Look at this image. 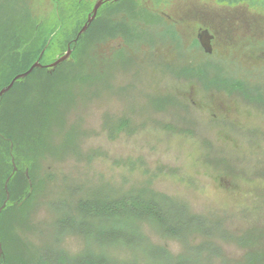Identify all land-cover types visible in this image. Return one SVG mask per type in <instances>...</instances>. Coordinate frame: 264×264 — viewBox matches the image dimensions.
Returning <instances> with one entry per match:
<instances>
[{
    "label": "rangeland",
    "instance_id": "obj_1",
    "mask_svg": "<svg viewBox=\"0 0 264 264\" xmlns=\"http://www.w3.org/2000/svg\"><path fill=\"white\" fill-rule=\"evenodd\" d=\"M177 2L184 4L181 0H151L147 4H142L141 0H121L102 6L99 20L106 25L110 20L112 28L116 30L96 35L93 49H83L86 50L85 53L88 52V55L85 54L87 60L92 61L93 58L102 56L98 63L104 67L107 75L98 77L89 87L80 85L79 92L62 96L63 100L62 97L53 100L57 109L61 107L62 110L51 111L50 120H59L58 123L47 129L44 121L39 124V132L34 137L37 143L34 151L39 150L45 155L41 154L35 161L37 169L32 200L20 209L14 208L12 214L15 215L8 221L11 224L9 228V223L5 226V231L1 230L3 226L0 228L1 241L4 243L5 237L9 239L5 241L6 254L14 253L15 247H23L25 255L29 252L26 255L29 261L39 248L54 249L56 245L70 259H77L82 254L96 258L100 254H107L117 264H122L131 260L133 255L134 258L141 257V252L143 249L148 250L147 248H107V244L98 245L99 242L93 238L61 229L58 223L63 213L70 212L62 204L70 188H87L80 193L76 191L78 195L73 197V205L86 198L92 188L99 189V194L103 197H131L136 191L130 192L139 190L141 186L140 189L148 190L151 196L154 194L166 198L169 208L172 205H177L178 208L186 205L190 213L206 215L211 221H225L221 224L227 230L229 226L226 223L231 219L229 230L238 235H243L250 229L254 232L249 243L252 249L249 244L237 243L234 238L223 236L224 240H218V248L207 245V251L205 239L198 232L192 233L186 236L189 240H182L190 245H187L188 253L190 249L196 252V248H204L189 257L184 243L161 235L157 228L153 229L148 223L143 224L141 232L153 246L167 251L169 264L183 257L185 261L182 264H246L245 255L251 254L249 258H254L252 251L257 256L255 259H259L254 264H264V254L260 255L264 252V189L249 192L243 189L242 193L236 187L239 185L237 171L243 167V155L240 157L237 151L246 143L238 146L237 142L227 141L228 138L238 139V132L232 129L230 123H225H264L262 105L255 101V97L264 94V71H252L245 64L240 65L234 47L220 48L214 54L212 48L211 53L206 52L204 55V48L195 50L189 46V39H186L189 35L186 34L184 39L166 16L156 11L161 9L160 5L162 8L177 7ZM211 2L216 3L217 0ZM198 3L203 2L199 0ZM13 4L15 0H0V32L18 28H13V21L8 18L14 10ZM52 4L48 0L46 5V9L52 8L51 17L55 11ZM61 4L64 9L61 16L56 10L57 22L52 24L55 21L52 19L51 24L44 27L45 31L55 25V34L63 33L79 25L83 9L78 11L77 19L72 21L69 20V15L77 3L75 0H63ZM16 6L19 7V4L16 3ZM112 7L115 9H111ZM37 14L39 12L32 17L24 15L31 22L25 36L33 33ZM167 15H173L172 9L167 11ZM44 17L48 19L50 15L45 14ZM91 36L92 34L87 36V42ZM20 42L18 38L17 43ZM4 43L0 40V45ZM60 52L48 53L45 62L52 64L50 60L55 59ZM260 53L263 54L261 50H257L248 56L258 59L262 57ZM209 63H212L210 66L215 71L212 73L219 76L217 80H208L211 75ZM216 65L221 68V72L214 70L213 66ZM108 66H112L111 74L106 70ZM90 68L88 65L87 70ZM9 69L12 70L8 67V71ZM197 71L205 73V76H199ZM93 72L89 71L88 76H93ZM23 73L25 72L16 76ZM73 73L75 72L68 77L72 81L79 77ZM37 78L38 75L30 76L28 81L35 83ZM57 80L62 83L61 78ZM222 80L226 85H222ZM238 80L245 83L242 88H238ZM4 81L1 80V83ZM72 85L73 83L65 85L64 91L69 93ZM251 100L255 102V107H252ZM244 101H249L250 105L242 104ZM239 106L244 109L242 115L241 112H236ZM12 111L16 112L18 109ZM122 120L126 123L130 121V127L124 129ZM70 124L78 130L80 138L83 137L78 147L77 144L71 145L70 136H66L67 131L63 130V136L58 137V128H65ZM12 128L14 127L8 124L7 130ZM251 132L246 136L257 140L258 137L251 135ZM258 140L261 144L264 142ZM52 144L57 148H53ZM32 145L33 142L28 147L32 148ZM249 146L247 142V149ZM260 153L264 156V146ZM25 161L27 160L23 159L22 162ZM243 164L245 171L260 168H257L254 160ZM261 167L264 170V158ZM4 168L0 152V201L4 188ZM254 179L256 183V179L261 181L260 178ZM19 238L22 244L24 242L23 245L18 244ZM215 240L214 237L210 242ZM201 251L205 254L202 255ZM252 260L247 264H253ZM135 261L137 262L136 259Z\"/></svg>",
    "mask_w": 264,
    "mask_h": 264
},
{
    "label": "trees",
    "instance_id": "obj_2",
    "mask_svg": "<svg viewBox=\"0 0 264 264\" xmlns=\"http://www.w3.org/2000/svg\"><path fill=\"white\" fill-rule=\"evenodd\" d=\"M50 1L53 2L52 5L55 11L57 10V13L61 16V12L64 10L61 4L63 0ZM79 1L80 0L77 2L75 0L77 3L75 5L76 7L72 8L69 15V20H76L78 11L83 9L81 21L73 30L68 29L63 33L58 32L55 34V25H53L48 31L44 30V27L50 25L51 20H55L57 17L55 11L54 15L51 17L52 8L49 7L46 9L48 0H15V4H13L14 10H12V15H9L8 18L9 21H13L12 27L18 28L11 31L5 30V32H0V40L5 42L0 45V91L7 87L18 73L28 71L36 61H40L44 65L50 63L45 62L48 53L50 54L52 51L58 50L61 51L55 59L50 60L51 62H54L59 56L63 55L68 50L69 46L73 50L71 58L59 66L53 71V73H50L47 68L35 69L26 79L17 81L14 87L2 98L0 106V152L3 156L5 167L3 169V185H5L6 180L11 177L9 182L11 199L0 217V227L3 226L2 230H4L5 226L9 223L8 221H10L13 215H15L12 214L14 213V208L20 209L22 206L24 207L32 200V197L35 194V192H33L35 191L33 189L35 187L34 184L36 182L35 175L37 169L35 161L38 160L41 154H45L39 150L34 151V148L37 145L36 141H34V137L38 134L40 129L39 124H42V121H44L45 129L53 127L52 124L54 123H58L59 120H50L51 111L62 110L61 107H58L57 109L54 101L62 96L75 94L76 92H79L78 89L80 85L89 87L91 83H94L95 79L107 75L106 72L104 73V67L98 63L99 58L102 56L98 59L93 58L92 61L87 60L86 55H88V52L85 53L86 50L83 48L88 47V49L90 48L92 50L93 41L96 35L100 36L103 33L107 34L110 30L115 32L116 29L112 28L110 20H108V25H106L105 22L101 23V20H99L102 11L101 8L96 20L90 25L88 31L76 40L79 31L87 22L88 15L92 12L96 0H84L83 2H81V0L80 3ZM112 1L113 0H110V2L106 1V3H111ZM233 1L237 3V0H217L216 3L235 4ZM16 3L19 4V7L16 6ZM177 4V7L170 8L172 11H178V13H175V16L173 15L174 21L171 23L179 28V26L187 25L191 17H189V14L184 11L186 10V7L182 3L177 2ZM82 6L84 8H81ZM159 7L162 6L160 5ZM111 9L115 8L112 7ZM73 11L74 13H72ZM36 12H39V14H37L35 18L37 21H34L36 23L35 27L33 26L34 31L32 34L25 36L26 30L31 22L24 17V15H31L32 17ZM45 14L48 16L50 15V17H48V19L45 18ZM55 22L57 21L55 20L52 24H55ZM25 26L27 27L23 28ZM78 28L79 30L77 31ZM88 33L90 35L92 34L91 38L88 40L90 43L87 42ZM18 38L21 41L19 44L17 43ZM229 46L234 47L233 45H223L220 43L219 48L226 49ZM88 65L91 66L90 70H87ZM8 67L12 68V70L9 69L8 71ZM110 69H112V66L106 67L108 74H111ZM91 70L94 71L93 76L95 78L93 76H88V72ZM191 71L193 70H190V72ZM72 72H75L79 76L76 80L73 79L74 81H72L71 77L68 78L71 76ZM197 74L199 76H205V73L200 71H197ZM33 75H38L35 83L28 81L29 77ZM60 78L62 83H59L57 80ZM1 80L5 81L1 83ZM208 80L211 81V77H208ZM83 82L86 85H84ZM71 83H73V85L71 86L70 92H65V85ZM221 83L224 85L225 81L222 80ZM236 84L238 85V88H242L245 83H241L238 80ZM61 87L64 88L61 89ZM61 99L63 100V97ZM13 109H18V111H12ZM77 121L79 123L81 122L79 119H77ZM8 124H11L14 128L7 130ZM130 125V121H127V123L125 121L123 122L124 129L129 128ZM58 129V137H62L64 134L62 131L65 130L68 132L66 133V136H70L71 145L75 146V144H77V147L80 146L83 137L80 138L81 135L72 124L61 129L59 127ZM73 135H75V137H73ZM5 138L9 140L11 139V143L13 144V155L18 167V171L14 175H12L14 167L10 156V142L5 140ZM31 142L34 143L32 148L28 147ZM52 147L57 148L53 144ZM59 148H61V146H59ZM23 159L27 161L23 163ZM27 172H29V177H27ZM82 187L74 188L76 190L72 188L68 189L67 196L64 198L66 200H64L62 204L64 205V208H68L70 212H67L68 214L63 213L59 218L58 223L60 228L68 229L69 232L73 234H80L85 235L87 238H93L94 241L97 240L99 242L98 245L107 244V248L118 250L127 248L135 250L141 249L140 247L142 246V248L148 249L141 250V257L134 258L133 255L131 260L122 264H169L167 261L169 258L167 251L161 247L153 246L152 243L146 239V235L141 232V226L147 223L152 225L153 229L157 228L162 233L161 235L179 240L182 243H184L182 240H189L186 236L198 232L199 236L205 239V251H207V245L218 248L219 241H222L223 236H225V238L230 236L231 238H234L235 242H242L244 245H248L253 239L254 232L252 229L248 230L243 235H238L237 233L230 231L231 219H228V222L226 223L228 224L229 229H224L223 224L221 223H225V221H211L206 215L199 216L190 213L188 212L186 205L181 208H178L177 205H172V207L169 208L166 198L161 195L154 196V194L151 196L149 195L148 190L140 189L141 186L138 188L139 190H133L130 192L133 193L136 191V194H133L131 197L127 195H110L103 197L100 196L99 192L101 191L99 189L92 188L90 189L91 194L89 191L86 198H82L72 205L73 197L78 195V192L80 193L82 189H87L86 187V189H84V186ZM5 198L6 192L3 188L0 207ZM9 225L11 226L9 223L7 228H9ZM216 231L218 234H215ZM214 237L216 240L210 242ZM8 240L9 239L5 237V241ZM18 240V244H22L21 239L19 238ZM5 241L4 243L1 241L4 247V255L0 260L2 264H117L116 261L107 254H100L97 258L93 255L88 256L84 254L77 259H70L68 258V255L66 258L56 245H54V249L51 247L39 248V251L28 261L27 259L29 257L26 255L29 252L27 250L28 253L25 255L26 250L24 251L23 247H19L18 249L15 247L13 249L14 253L6 254L7 250H5ZM231 241L233 240L231 239ZM184 245L186 249L190 246L188 243H184ZM249 247L252 249V245L249 244ZM203 248H196V252L194 249H190L191 251H189V253L187 249V256H193L194 253H199ZM252 252L254 255L253 260L249 258L251 254L245 255L244 259L247 263L252 260L254 264V262L259 259H255L257 256H255L254 251ZM201 254L204 255L205 252L201 251ZM261 254H264V252H261L260 255ZM184 259L185 257L177 261H172V264H182L185 261ZM242 264H244V262Z\"/></svg>",
    "mask_w": 264,
    "mask_h": 264
},
{
    "label": "flooded vegetation",
    "instance_id": "obj_3",
    "mask_svg": "<svg viewBox=\"0 0 264 264\" xmlns=\"http://www.w3.org/2000/svg\"><path fill=\"white\" fill-rule=\"evenodd\" d=\"M139 1V0H138ZM142 4H147V1L151 0H141ZM212 0L203 1L202 4L198 3L199 0H181L184 2V6L186 7L185 12H187L190 18V21L185 26L176 27V30L181 33L185 39V35H189V38L186 36V39H189V46H192L193 49L197 50L202 47L200 43V37L206 32L210 34L211 45L213 48V54L220 51V43L225 45H233L236 51L237 61H240L239 64L250 67V70H260L264 71V0H237L235 4H218L212 3ZM198 3V4H197ZM170 8H162L157 9L158 14H164L170 22L174 21L175 13H178L177 10L173 11V15L168 16L167 11ZM199 46V47H197ZM203 48V47H202ZM194 50V51H195ZM249 50V51H244ZM257 50H261L263 54L258 59H253L248 55L251 53H255ZM204 55H206V51L204 50ZM210 55V54H208ZM208 57V56H207ZM206 60V59H205ZM208 61V60H206ZM249 62V63H246ZM208 73H210L208 71ZM210 78V76H208ZM254 99V98H253ZM256 103L262 105V109L264 110V94L259 95V97H255ZM252 102V107L256 106L255 102ZM247 103L250 105L249 101H244L242 104L247 106ZM226 105H224L225 107ZM239 106V109L236 108V112L241 115L244 110ZM226 108V107H225ZM246 108V107H245ZM243 109V110H242ZM246 111V110H245ZM250 112L249 110H247ZM246 111V112H247ZM238 114V115H239ZM237 115V116H238ZM246 116H249L247 114ZM244 122H225L230 123L232 129L238 132V141L236 145H240L242 143H246L239 147V151L243 155V161L241 169L237 171L239 185H237V175H236V187L242 193L243 189L246 191H255L256 189L263 188L264 189V170L261 167L263 163L264 156L261 155V148L264 146V142L261 144L258 139L264 141V123L261 121L260 123H247ZM218 123V122H217ZM223 126V124H219ZM249 131H252L250 134L253 136H257V140H251V138L247 137ZM5 140H8L5 138ZM10 156L13 158V145L10 140ZM227 141L236 142L233 138H228ZM247 142L250 144L247 149ZM252 146V147H251ZM254 160L256 162V166L258 169L247 171L244 170L245 161ZM27 177H29V173L27 172ZM254 178H260L261 181ZM263 183V185H259ZM248 187V189H247ZM11 199V194H10ZM4 202V201H3ZM3 205V203H2ZM1 205V206H2ZM8 205V204H7ZM2 214V213H1ZM1 217V216H0ZM1 222V218H0ZM2 227V226H1ZM0 227V228H1ZM2 230V229H1ZM1 240V236H0Z\"/></svg>",
    "mask_w": 264,
    "mask_h": 264
},
{
    "label": "water",
    "instance_id": "obj_4",
    "mask_svg": "<svg viewBox=\"0 0 264 264\" xmlns=\"http://www.w3.org/2000/svg\"><path fill=\"white\" fill-rule=\"evenodd\" d=\"M115 1H119V0H115ZM115 1L111 2V3H106L105 5H108V4H114ZM138 0H134L133 2H137ZM105 3V0H97L96 3H95V6L93 8V11H92V14L89 16L88 18V21L87 23L85 24V26L82 28V30L79 32L78 34V38L83 35L89 28V26L92 24V22L96 19L97 17V14H98V11L100 10V8L104 5ZM211 36L209 33H205L203 34L201 37H200V42H201V45L202 47L205 49V51L207 53H211L212 52V45H211ZM71 55H72V49L69 47L68 51L66 52L65 55L61 56L57 61H55L54 63L52 64H49L47 66H45L49 72H53L54 70H56V68L60 65H62L64 62H67L70 58H71ZM44 67L39 61H37L36 63H34L32 65V67L25 73L23 74H20L18 76H16L12 82L4 89H2L0 91V105H1V100L3 98V96L5 94H7L14 86V84L20 80V79H25L26 77H28L35 69L37 68H42ZM12 164H13V167H14V171H13V174H15L18 170L17 168V165H16V162H15V159L13 157L12 159ZM11 180V177H9L7 180H6V183H5V191H6V200L5 202L3 203V205L0 207V214L2 213V211L6 208L7 206V203L8 201L10 200V192H9V182ZM4 255V251H3V247H2V242L0 241V259L3 257Z\"/></svg>",
    "mask_w": 264,
    "mask_h": 264
},
{
    "label": "bare ground",
    "instance_id": "obj_5",
    "mask_svg": "<svg viewBox=\"0 0 264 264\" xmlns=\"http://www.w3.org/2000/svg\"><path fill=\"white\" fill-rule=\"evenodd\" d=\"M78 34H79V33H78ZM83 35H84V34H83ZM81 36H82V35H81ZM81 36H80V37H81ZM80 37H79V38H80ZM79 38H78V36H77V39H76V40H78ZM210 64L212 65V63H209V67H208V68H209V70L211 71V75H212V78H211V79H213V80L216 79V80H217V77H219V76L216 75V73H212L213 70H212V68H211L212 66H210ZM213 68H214V70L218 69V71L221 72V68H220L219 66L216 65V66H213ZM213 72H215V71H213ZM219 72H218V74H219ZM211 75H210V77H211ZM213 83L216 84V82H213ZM218 83H219V82H218ZM235 141L237 142L238 139H236ZM237 152H238V155H239L240 157H242L241 152H240V151H237Z\"/></svg>",
    "mask_w": 264,
    "mask_h": 264
}]
</instances>
